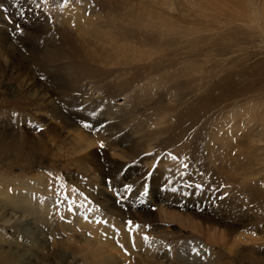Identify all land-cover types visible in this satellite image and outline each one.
<instances>
[{
	"label": "rangeland",
	"instance_id": "374dc122",
	"mask_svg": "<svg viewBox=\"0 0 264 264\" xmlns=\"http://www.w3.org/2000/svg\"><path fill=\"white\" fill-rule=\"evenodd\" d=\"M252 14L245 0H0L12 44L0 43V264H264V134L237 122L263 110ZM82 28L122 43L116 64L98 65L110 76H75L73 55L92 63L99 49ZM226 73L233 84L217 88ZM170 77L186 83L183 106ZM181 117L187 139L165 147ZM75 129L100 140L83 160ZM247 155L251 166L226 165Z\"/></svg>",
	"mask_w": 264,
	"mask_h": 264
},
{
	"label": "bare ground",
	"instance_id": "6f19581e",
	"mask_svg": "<svg viewBox=\"0 0 264 264\" xmlns=\"http://www.w3.org/2000/svg\"><path fill=\"white\" fill-rule=\"evenodd\" d=\"M239 1H242V0H239ZM246 2H247V6L250 8V10H251V12H253L254 11V14H252V17L250 16V19H251V24H250V26H251V28H252V31H253V29L255 28V30H258V31H260L263 35H264V0H263V3L262 4H260V0H256V1H258V3L261 5V8H260V10H256L255 9V4H254V2H253V0H245ZM261 15V16H260ZM258 16H260L261 18H259ZM152 26H153V22H149ZM149 23H146V24H144V26L145 27H147V25L149 24ZM156 25V24H155ZM3 27V26H2ZM174 28V27H173ZM197 28V27H196ZM7 29V28H6ZM5 29V30H6ZM86 29V28H85ZM84 28H82L81 30H83V31H85L84 32V38H85V40H89L90 39V37H94L96 40H97V42H95L94 43V45H95V47L96 46H98L99 45V49L97 50V52H95L94 54H95V56H96V59L92 56L91 57V61H92V63L91 62H88L87 61V58H86V55L84 54V55H81V57H80V55L79 54H77V56H76V59L77 60H75V55H73V59H74V61H72L71 63H70V65H72L73 67H77V69H78V72H74L75 73V76L76 75H78V73H80L81 75H82V77L83 78H85V77H87V78H94V77H99L98 79L99 80H101L100 78H106V77H108V76H110V74H113V72H114V69H105L104 67L103 68H98V65H103L104 63H106V65H113V64H116V62H115V58H112V59H110V57H109V55H110V52L111 51H113L114 53H117V56H119V55H121V51H122V48L123 47H121V46H119V45H117V44H122V43H120V42H117L116 43V41H114L111 37H108V36H106L108 33L106 32V33H104V32H102V34H97V33H88L89 32V30L87 31V30H85ZM152 29H153V27H152ZM198 29V28H197ZM171 30V29H170ZM173 30V29H172ZM176 30H177V28H176ZM187 30L188 31H185L184 30V28L182 29V32H183V34H184V36H190V35H194L195 34V32L192 30V28H190V29H188L187 28ZM147 32V31H146ZM198 34V33H197ZM179 35V34H178ZM103 36H106L107 38H108V40L111 42L112 41V43H109V41H104V40H101V37H103ZM179 36H181V31H180V35ZM182 37V36H181ZM106 38V39H107ZM128 41V40H127ZM200 41V40H199ZM132 42H134L133 40H132ZM166 42V41H165ZM0 43H5V45H6V47H8V49H10V48H12L11 46H12V44H11V42L9 41V39H7V37L5 36V35H0ZM124 43V42H123ZM125 43H127V42H125ZM135 43V42H134ZM186 43V42H185ZM236 43H238V42H236ZM88 44H90V42H88ZM116 44V45H115ZM129 44H131V43H129ZM165 44V43H164ZM181 44V43H180ZM132 45H134V44H132ZM136 45V44H135ZM144 45V44H143ZM147 45V44H146ZM166 45V44H165ZM234 45V44H233ZM176 46V45H175ZM175 46H173V47H175ZM237 46V45H236ZM1 47V46H0ZM125 47V46H124ZM137 47H139V46H137ZM136 47V48H137ZM150 47V46H149ZM172 47V48H173ZM164 49V47L162 48V50ZM166 49V48H165ZM169 49V48H168ZM175 49V48H174ZM170 50V49H169ZM141 51V50H140ZM149 51V50H148ZM94 52V51H93ZM142 52H143V50H142ZM145 52V51H144ZM150 52V51H149ZM148 52V53H149ZM136 53V52H135ZM139 53V52H138ZM1 55V54H0ZM49 55V54H48ZM47 55V56H48ZM62 55V54H61ZM123 55V54H122ZM139 55V54H138ZM63 56V55H62ZM127 56H129L128 54H127ZM133 56V55H132ZM137 56V55H136ZM143 56V55H142ZM145 56V55H144ZM183 56V55H182ZM135 57V56H134ZM141 57V56H140ZM127 58V57H126ZM136 58V57H135ZM46 59H52V57L49 55L48 57H46ZM52 62V61H51ZM54 62V61H53ZM263 62V61H262ZM154 63H156V62H154ZM168 63V62H167ZM122 66V65H121ZM186 67H187V65H185ZM201 66V65H200ZM202 67V66H201ZM220 67V66H219ZM230 67V66H229ZM261 67H263V64L262 65H260V64H258L257 66H256V68H261ZM154 67H152V69H153ZM204 67H202V69H203ZM155 69V68H154ZM199 69V68H198ZM214 69V68H213ZM110 70H112V71H110ZM156 70H157V68H156ZM185 70V69H184ZM75 71V70H74ZM215 71H216V69H215ZM243 71L244 70H239L237 73H236V76H238V78L240 77L239 75H241L242 73H243ZM261 71V70H260ZM187 72H188V70H187ZM236 72V71H235ZM120 75V74H119ZM154 76V75H153ZM233 74H231V73H226V75H224V78L222 79V80H220V85H218L217 86V88L219 87V86H222V87H224L223 85H226V86H230V85H232L233 84V82H231V78L233 79ZM156 78V77H155ZM176 78V77H175ZM20 79V78H19ZM123 79V78H122ZM177 79V78H176ZM16 80V79H15ZM121 80V79H120ZM135 80H136V76H133V77H131V78H129V79H127L126 81H124V82H121V83H119V86H122V87H124L125 88V86L127 85H129V83H131V81L133 82V83H135ZM168 80H171V77L170 78H168L166 81L169 83V85H170V87L172 88H174V86L173 85H175V84H179V85H184L183 86V88H181V89H184V88H186L187 89V87H186V83L184 84L182 81H180V82H178L179 80H177L176 82L173 80V78H172V82H173V84L170 82V81H168ZM25 81V80H24ZM98 81V80H97ZM30 82V81H29ZM155 82V81H154ZM156 82H157V80H156ZM24 84V83H23ZM117 84V83H116ZM156 85V84H155ZM117 86H118V84H117ZM143 86V85H142ZM153 86H154V84H153ZM152 85H151V87H153ZM178 86V85H177ZM24 87V86H23ZM176 87V86H175ZM145 89V88H144ZM227 89V88H226ZM217 89H215V90H210V93H207V94H205V95H203V96H201V98H200V100H201V102H205V101H208V103L211 105V104H213L214 102H217L219 99H220V97L221 96H224L225 94V89L223 90V88H222V90L220 91V92H218V93H216L215 91H216ZM145 91V90H144ZM170 91H171V89H170ZM208 91V90H207ZM32 93H35V90H33L32 89V91H31ZM172 92V91H171ZM188 92V93H187ZM187 92H185V95H184V97L182 98V100L180 101V103H181V106H183V104H185L184 102L186 101V100H188V97H189V94H190V92H189V90L187 89ZM106 93V92H105ZM172 94V93H171ZM170 94V95H171ZM106 95V94H105ZM178 102V101H177ZM15 103H17V102H15ZM262 105H260L259 106V108H261V109H263L262 110V115H260V114H257V112L255 113V109L256 108H250V109H248V112L249 111H251V113L249 114V115H247V119H246V116H241V115H239L238 114V116H237V118H238V123L240 122V119L241 118H245V121H246V123H249V125L250 124H252L253 126H255L253 123H257V125H256V127H253V128H257L256 130V132H260V134L261 135H263L264 134V102L263 103H261ZM178 105V104H177ZM190 105H196V104H193V103H191V102H187V104L184 106V107H182V109H183V111L186 113V114H189L190 113V110L188 109V106H190ZM255 107V106H254ZM167 111H169L170 109H166ZM259 110V109H258ZM259 113V112H258ZM233 116V115H232ZM233 121H234V118H233ZM232 121V122H233ZM68 122V121H67ZM242 122V121H241ZM258 122H262L261 123V125H258ZM177 124L179 125V127L176 129V130H170V128L171 127H169V129L168 130H170V133H168V137H167V144L165 145V147H171V148H173V146H175V144L176 143H179L181 140H185V139H187V136H188V134H187V131H189L190 130V124H187V123H185V121L183 120V117H181L180 119H179V121L177 122ZM243 124L245 125V122H243ZM260 124V123H259ZM237 127V126H236ZM235 127V128H236ZM239 129H242V125L240 126V128ZM246 129H243V131H245ZM230 131H232V133H233V130H230ZM238 131H240V130H237V131H234L235 133H234V135L235 134H238L239 132ZM249 131V130H248ZM255 131V130H254ZM161 132V131H160ZM74 133L76 134V138H77V142L79 143V147L81 148L79 151H82V150H88L87 152H84L83 154H79V156H80V160H83V159H86V157H87V155H88V153H89V151H90V149L91 148H93V145H95V144H98V142H100V140L99 139H97L96 137H93L92 135H89V134H87V135H84L83 134V132L82 131H80V130H78V129H75L74 130ZM249 133V132H248ZM256 135V134H255ZM247 136H249L250 137V135H246V137ZM248 138V137H247ZM253 138H255V137H253ZM257 138H258V136H257ZM249 139V138H248ZM248 139H247V141H248ZM251 139V138H250ZM250 139H249V141H250ZM242 140V139H241ZM253 140V139H252ZM251 140V141H252ZM256 140V139H255ZM188 141V140H187ZM257 141V140H256ZM256 141H255V143H256ZM259 141V140H258ZM257 141V142H258ZM261 141V140H260ZM253 142V141H252ZM262 142V141H261ZM242 143V142H241ZM41 144V143H40ZM183 144V143H182ZM195 144V143H194ZM259 144V143H258ZM231 145V143H229L228 144V147ZM196 147H197V144L195 145ZM257 146V145H256ZM188 147L190 148V145H189V143H188ZM187 147V148H188ZM258 147V146H257ZM257 147H255V148H257ZM187 148H185V149H187ZM195 148V147H194ZM258 148H260V147H258ZM258 148H257V150H258ZM5 149V148H4ZM175 149V148H174ZM39 150H44V149H37L36 151H39ZM178 150V149H177ZM183 150V149H182ZM259 150H261V149H259ZM255 152H258V151H255ZM183 153H185V152H183ZM30 154H31V152L29 151V156H30ZM178 154V153H177ZM93 155V154H92ZM179 155V154H178ZM185 155V154H184ZM196 155V154H195ZM230 155V154H229ZM254 155V154H253ZM261 155L262 154H259V156H257L258 158L260 157L261 158ZM249 155H247V156H245V160L247 161V163L245 162V160H244V162H242L243 160L242 159H240L239 161H236L234 158L232 159H229V158H227V159H225V158H223L222 156H221V159L223 158V159H225V161H226V165H229L230 166V169H232L233 168V165H236V166H240L241 168H244L243 166H246L247 167V164H248V166H251L252 164V159L253 158H251V159H247V158H249L248 157ZM197 157V156H196ZM213 158H219L220 156H219V154L218 155H213L212 156ZM231 157H233V156H231ZM244 157V156H243ZM256 157V158H257ZM263 157V160H264V156H262ZM90 158V157H89ZM91 158H93V157H91ZM240 158V157H239ZM259 158V159H260ZM220 159V158H219ZM255 159V158H254ZM234 160V161H233ZM242 160V161H241ZM252 160V161H251ZM256 160V159H255ZM90 161V160H89ZM258 161V160H257ZM253 163H256V161H254ZM258 163H259V161H258ZM261 163V162H260ZM263 163V162H262ZM261 163V164H262ZM99 166V165H98ZM239 167V168H240ZM262 169V168H261ZM259 170V169H258ZM256 174H257V172L256 171H254ZM253 172V173H254ZM260 172V171H259ZM258 172V173H259ZM252 174V173H251ZM250 174V175H251ZM253 176V175H252ZM250 177V176H249ZM253 187V185H251L249 188L251 189ZM263 190V189H262ZM264 193V192H263ZM16 204H17V201H11V199H8V201L6 202V203H4V205H10V206H12V208L13 207H15L16 206ZM21 204V203H20ZM5 207V206H4ZM260 207V206H259ZM99 234H100V238L102 237L101 235V233L100 232H98ZM102 239V238H101ZM101 241V240H100ZM102 241H104V240H102ZM101 241V242H102ZM103 243H105V242H102V244ZM106 244H108L107 242H106ZM93 245V244H92ZM112 250V249H111ZM81 252V251H80ZM89 254H92V259L94 260V258L93 257H95L98 253L96 252V251H90V253ZM120 255V254H119ZM87 257H88V254L86 255ZM90 256V255H89ZM105 256V255H104ZM117 258V257H116ZM87 259V258H86ZM91 259V258H90ZM89 259V260H90ZM91 259V260H92ZM104 259H106L105 257H104ZM115 259V258H114ZM115 260H117V259H115ZM119 260V259H118ZM117 260V261H118ZM89 262V261H88ZM107 262V259H106V261H105V263ZM109 262H110V260H109ZM113 262V261H112ZM91 263H93V261L91 262ZM123 263V262H122Z\"/></svg>",
	"mask_w": 264,
	"mask_h": 264
},
{
	"label": "snow or ice",
	"instance_id": "6c2138e0",
	"mask_svg": "<svg viewBox=\"0 0 264 264\" xmlns=\"http://www.w3.org/2000/svg\"><path fill=\"white\" fill-rule=\"evenodd\" d=\"M18 15H20V16H23L24 15V12L23 11H20L19 13H18ZM18 29H19V25H17L16 26ZM29 123H31V122H29ZM35 128H36V130L37 131H39V130H41L40 128H39V126H34ZM83 127H85V128H89V127H91V125H89V124H87V123H85V124H83ZM101 147H103V145H101ZM185 167H186V165H185ZM49 175H51V174H49ZM195 187L197 188V189H200L201 187H202V185H195ZM223 197H221V199H222ZM62 219H63V217H61ZM97 223H100V221H97ZM126 224L129 226V231L131 232V230H132V226H133V221H131V220H128V221H126ZM140 227V225H135V228H139ZM144 241H145V243H149V237H147V236H145L144 238ZM193 253H195V255L196 256H200V251L198 250V249H192L191 250Z\"/></svg>",
	"mask_w": 264,
	"mask_h": 264
}]
</instances>
